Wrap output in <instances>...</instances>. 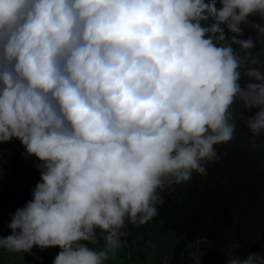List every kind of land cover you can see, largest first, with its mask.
Listing matches in <instances>:
<instances>
[{
	"label": "clouds",
	"instance_id": "9594fccd",
	"mask_svg": "<svg viewBox=\"0 0 264 264\" xmlns=\"http://www.w3.org/2000/svg\"><path fill=\"white\" fill-rule=\"evenodd\" d=\"M220 5L0 0V142L16 138L43 162L0 248L59 246L53 264H106L126 222L146 224L161 192L207 174L214 146L233 138L235 104L259 107L246 124L253 137L264 133V70L254 40L238 38L245 23L264 40V23L248 21L264 19V0ZM242 75L256 82L242 88ZM101 240L99 250L81 243Z\"/></svg>",
	"mask_w": 264,
	"mask_h": 264
},
{
	"label": "trees",
	"instance_id": "16d2710c",
	"mask_svg": "<svg viewBox=\"0 0 264 264\" xmlns=\"http://www.w3.org/2000/svg\"><path fill=\"white\" fill-rule=\"evenodd\" d=\"M216 4L220 7V0ZM248 21L264 23L259 14L249 16ZM221 27L229 39L238 35L229 32L226 25ZM240 27L243 36L238 38L254 40L256 47L252 51L261 61L258 67L264 70V40L256 39L249 24L241 23ZM233 47L239 50L238 45ZM249 82L256 81L243 75L238 81L242 88ZM242 104L233 106L237 128L231 141L214 146L219 159L205 165L207 174L193 172L189 181L161 192L163 203L157 205V215L146 224L126 222L122 230L128 235L106 264H228L233 255L241 260L253 253L264 256V133L253 137L246 124L259 107L244 109ZM42 163L28 155L18 139L0 142V237L11 234L8 225L12 215L32 199V191L41 179L37 165ZM19 179L24 185L19 184ZM157 226L176 238L165 261L151 255ZM97 233L99 237V229ZM81 243L97 250L103 245L102 240L96 245ZM234 243H239L240 248L230 255ZM199 249L205 251L202 263L196 254ZM60 251L59 246H33L27 253H9L0 248V264H53Z\"/></svg>",
	"mask_w": 264,
	"mask_h": 264
},
{
	"label": "rangeland",
	"instance_id": "374dc122",
	"mask_svg": "<svg viewBox=\"0 0 264 264\" xmlns=\"http://www.w3.org/2000/svg\"><path fill=\"white\" fill-rule=\"evenodd\" d=\"M18 182L19 184L24 185V182H22L20 179L18 180ZM155 237L156 243L151 246V255H154L157 260L161 259L162 261H165L168 257L167 252H169V249L173 245L176 238L171 234L163 232L159 226L156 227ZM196 254L199 262H204L205 251L199 249Z\"/></svg>",
	"mask_w": 264,
	"mask_h": 264
}]
</instances>
